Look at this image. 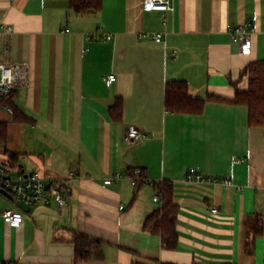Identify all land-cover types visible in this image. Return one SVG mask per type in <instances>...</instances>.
Segmentation results:
<instances>
[{
  "label": "crops",
  "instance_id": "crops-1",
  "mask_svg": "<svg viewBox=\"0 0 264 264\" xmlns=\"http://www.w3.org/2000/svg\"><path fill=\"white\" fill-rule=\"evenodd\" d=\"M72 1L0 0V23L12 28L0 34V61L20 66L13 102L30 120L0 101V164L44 177L68 200L26 206L0 190V262L264 264V127L250 125L245 104L211 99L199 114L166 107L170 81L201 99L248 89L242 70L264 61V0H172L173 12L102 0L81 13ZM243 24L255 31L248 53L228 31ZM100 30L114 38H90ZM130 125L146 136L128 142ZM136 168L173 185L175 249L145 228L162 200L156 183L132 184ZM191 171L220 181L189 183ZM116 172L124 177L105 185ZM5 209L23 212V222L6 223ZM76 234L101 242L104 258L77 260Z\"/></svg>",
  "mask_w": 264,
  "mask_h": 264
},
{
  "label": "trees",
  "instance_id": "trees-1",
  "mask_svg": "<svg viewBox=\"0 0 264 264\" xmlns=\"http://www.w3.org/2000/svg\"><path fill=\"white\" fill-rule=\"evenodd\" d=\"M72 5L77 12L97 10L102 5V0H73ZM247 76L249 87L244 91H237L233 98H223L208 95L207 98H195L189 93L186 82L170 81L166 88V107L171 112L199 114L203 111L207 100H223L235 104H245L249 108V122L251 126L264 127V61H254L247 65L241 72V78ZM14 90L1 99L2 104L10 106L18 121H30L24 112L20 111L13 102ZM6 123L0 124V147L7 153ZM11 157L16 156L11 154ZM162 204L158 211L150 215L145 223V228L154 234L160 235L164 249H175L178 246L179 235L177 230V217L179 205L174 200L173 185L164 181L156 185ZM262 224L259 222L256 234L261 232ZM77 260H88L94 254V258L102 260L103 252L100 249L101 242L84 234H76L74 237ZM192 264H211L194 262Z\"/></svg>",
  "mask_w": 264,
  "mask_h": 264
},
{
  "label": "built area",
  "instance_id": "built-area-1",
  "mask_svg": "<svg viewBox=\"0 0 264 264\" xmlns=\"http://www.w3.org/2000/svg\"><path fill=\"white\" fill-rule=\"evenodd\" d=\"M143 8L145 11H163V12H173L174 5L172 0H144ZM69 31V29H66ZM228 31L231 35L233 41L240 43L243 52H250L252 48V39L254 35V29L251 28L249 24L229 26ZM11 33L12 28L7 27L0 23V34ZM153 39L158 42L162 41L161 34L152 35ZM90 38L95 39H107L112 40L114 38L113 34L104 33L103 31H98L90 35ZM175 54V53H174ZM20 69L18 65H11L0 61V101L3 96L9 95L19 84L17 78V73ZM108 82H113L116 80L114 74L108 76ZM146 133L141 131L137 126L130 125L126 139L128 142H138L141 138L145 137ZM124 177L121 172H116L112 176L104 179V184H112ZM127 177L131 180L134 186L147 183H156L143 175V170L141 168H136ZM220 180L207 175H204L197 171H191L187 173V182L189 183H199V184H210L218 183ZM226 183L227 180H223ZM0 190H5L8 192L17 202L24 204L26 206H34L42 203H47L51 199L58 204L60 207H66L68 205V200L63 194V190L51 184L50 181L41 177L37 174H23L18 172L17 175L12 174V170L5 164H0ZM156 201L160 200V195L157 194L154 198ZM214 213L218 212V208H212ZM3 220L12 225L18 226L24 220V214L21 211H16L13 209H5L2 212ZM0 264H4L1 263Z\"/></svg>",
  "mask_w": 264,
  "mask_h": 264
},
{
  "label": "water",
  "instance_id": "water-1",
  "mask_svg": "<svg viewBox=\"0 0 264 264\" xmlns=\"http://www.w3.org/2000/svg\"><path fill=\"white\" fill-rule=\"evenodd\" d=\"M4 191V193H6V194H8V195H10L8 192H6L5 190H3Z\"/></svg>",
  "mask_w": 264,
  "mask_h": 264
}]
</instances>
